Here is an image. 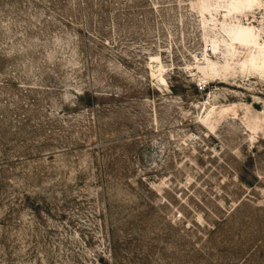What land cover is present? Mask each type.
Wrapping results in <instances>:
<instances>
[{
	"label": "rangeland",
	"instance_id": "rangeland-1",
	"mask_svg": "<svg viewBox=\"0 0 264 264\" xmlns=\"http://www.w3.org/2000/svg\"><path fill=\"white\" fill-rule=\"evenodd\" d=\"M0 264H264V0H0Z\"/></svg>",
	"mask_w": 264,
	"mask_h": 264
},
{
	"label": "bare ground",
	"instance_id": "bare-ground-1",
	"mask_svg": "<svg viewBox=\"0 0 264 264\" xmlns=\"http://www.w3.org/2000/svg\"><path fill=\"white\" fill-rule=\"evenodd\" d=\"M159 56V55H158ZM157 55H154V56H152L151 58H152V64L150 65L149 64V66H151L152 68V70L153 71H157V70H159V69H162L163 68V65H162V63L160 62V63H158L157 65H154V63L155 62H158L157 60H158V57Z\"/></svg>",
	"mask_w": 264,
	"mask_h": 264
}]
</instances>
